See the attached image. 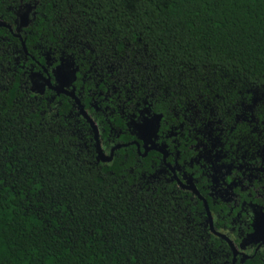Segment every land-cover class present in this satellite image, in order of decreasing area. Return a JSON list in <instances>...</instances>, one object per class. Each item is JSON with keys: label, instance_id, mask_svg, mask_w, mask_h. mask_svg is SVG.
Here are the masks:
<instances>
[{"label": "trees", "instance_id": "16d2710c", "mask_svg": "<svg viewBox=\"0 0 264 264\" xmlns=\"http://www.w3.org/2000/svg\"><path fill=\"white\" fill-rule=\"evenodd\" d=\"M26 3L0 0V20L12 22ZM157 3L142 0L133 13L124 0H31L36 6L32 38H67L66 29L82 32L86 21L102 18L99 26L121 34L132 27L151 31L150 48L162 71L183 62L195 64L197 75L209 81L226 73L264 84V0H173L167 8ZM0 36L10 34L0 27ZM8 42H0V177L8 184L0 189V233L6 240L0 264L21 259L17 248L24 225L31 228L25 236L35 245L31 251L41 250V259L54 264H209L172 200L142 194L116 166L98 170L80 162L93 159L73 148L75 137L42 119L40 105L21 86L13 63H7ZM110 171L124 182L113 184ZM28 181H36L33 193L43 189L30 201L24 198Z\"/></svg>", "mask_w": 264, "mask_h": 264}, {"label": "flooded vegetation", "instance_id": "af4514ba", "mask_svg": "<svg viewBox=\"0 0 264 264\" xmlns=\"http://www.w3.org/2000/svg\"><path fill=\"white\" fill-rule=\"evenodd\" d=\"M28 6L31 11L22 12L21 5L12 22L0 26L10 34L0 40L9 41L7 63H13L21 86L40 105L45 123L61 133L75 129L77 144L86 142L93 160L111 161L102 166H116L142 194L172 200L185 217V230L199 238L209 264H264V152L258 154L259 145L248 148L241 162L227 130L210 139L187 125L178 126L167 110L161 119L158 107L141 113L127 106L122 112L114 98L106 101L97 95L111 80L97 87L98 77L84 76L89 60H78L79 74L64 84L49 66L52 60L60 63L61 38L33 40L36 6ZM153 128L157 130L149 137L144 129ZM254 139L259 141V136Z\"/></svg>", "mask_w": 264, "mask_h": 264}, {"label": "snow or ice", "instance_id": "6c2138e0", "mask_svg": "<svg viewBox=\"0 0 264 264\" xmlns=\"http://www.w3.org/2000/svg\"><path fill=\"white\" fill-rule=\"evenodd\" d=\"M30 3L31 0H28L25 4L27 11H31L28 6ZM140 3L142 0H124V5L133 13L136 11L135 5ZM171 3L173 0H158L157 8L161 6L167 8ZM100 19L102 18L86 21L82 32L71 27L65 30L67 38H61L60 56L57 57L60 63L52 60L49 65L53 67V72L60 81L71 84L80 71L77 61L89 60L91 65L84 76L87 79L98 77L97 87L102 85L105 79L111 80L108 88L97 95L103 96L106 101L114 98L122 112L127 106L141 113L151 112L153 108L158 107L157 115L161 119L167 110L179 121L178 126L187 125L190 131L204 132L210 139L214 133L227 130L234 140L232 151L240 153L241 162L247 155L248 148L254 144L259 145L258 154L264 152V115L257 114L264 113V84L256 85L246 80L242 82L229 77L226 73L209 81L204 75H197L195 64L190 66L183 62H180L182 66L178 69L162 71L154 50L150 48L151 31L146 34L132 27L121 34L117 29L107 25L99 26ZM60 22L59 19L53 21ZM74 32L80 34L73 35ZM202 67H207V62ZM156 130L144 129L149 137ZM77 134L75 129L69 133L71 136ZM119 134L117 132V135ZM256 136H259V141L254 139ZM87 147L86 142L73 145V148L83 151H86ZM142 155L147 157V152H143ZM76 159L79 160L80 156L78 155ZM80 162L98 170L103 163H111L100 158L91 161L83 159ZM108 174L113 176V184L117 181L124 182L123 176L116 177L111 171ZM141 177H137V180ZM155 178L153 175L146 182H151ZM35 183L36 181H28L23 186L24 198L29 201L34 195L39 196L43 193L42 188H37L33 193L31 185ZM4 187H8V184L4 177H0V189ZM10 190L16 192V196L21 195L17 192L16 185H12ZM15 199L16 197H13V200ZM3 208L4 205L0 204V219L3 218ZM23 215L25 217L29 215L27 206ZM21 232L17 248L21 259L16 264H54L41 259V250L31 251L35 245L25 238L31 234L29 226H22ZM5 244L6 240L0 233V252L3 251Z\"/></svg>", "mask_w": 264, "mask_h": 264}, {"label": "water", "instance_id": "95a60500", "mask_svg": "<svg viewBox=\"0 0 264 264\" xmlns=\"http://www.w3.org/2000/svg\"><path fill=\"white\" fill-rule=\"evenodd\" d=\"M26 8H23L21 11L22 12H28L27 10H25ZM25 14V13H24ZM20 19H21V22L22 24H26L25 21H24V17H22V15H20ZM24 16V15H23ZM0 26H7L4 22L0 21Z\"/></svg>", "mask_w": 264, "mask_h": 264}]
</instances>
